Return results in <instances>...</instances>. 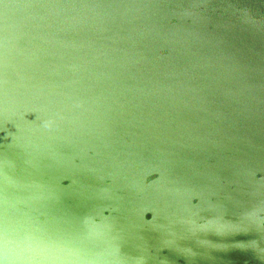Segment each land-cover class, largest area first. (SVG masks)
I'll return each instance as SVG.
<instances>
[{"label": "water", "instance_id": "water-1", "mask_svg": "<svg viewBox=\"0 0 264 264\" xmlns=\"http://www.w3.org/2000/svg\"><path fill=\"white\" fill-rule=\"evenodd\" d=\"M0 264H264V0H0Z\"/></svg>", "mask_w": 264, "mask_h": 264}]
</instances>
